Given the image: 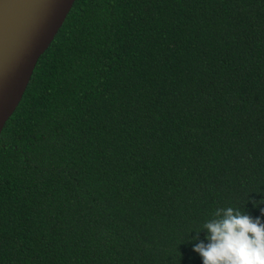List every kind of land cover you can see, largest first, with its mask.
<instances>
[{"label":"trees","instance_id":"16d2710c","mask_svg":"<svg viewBox=\"0 0 264 264\" xmlns=\"http://www.w3.org/2000/svg\"><path fill=\"white\" fill-rule=\"evenodd\" d=\"M261 196L264 0H76L0 134V264H202Z\"/></svg>","mask_w":264,"mask_h":264},{"label":"water","instance_id":"95a60500","mask_svg":"<svg viewBox=\"0 0 264 264\" xmlns=\"http://www.w3.org/2000/svg\"><path fill=\"white\" fill-rule=\"evenodd\" d=\"M75 1L18 0L10 44L0 52V134Z\"/></svg>","mask_w":264,"mask_h":264},{"label":"clouds","instance_id":"9594fccd","mask_svg":"<svg viewBox=\"0 0 264 264\" xmlns=\"http://www.w3.org/2000/svg\"><path fill=\"white\" fill-rule=\"evenodd\" d=\"M251 202L260 215L232 206L218 207L198 229L189 231L195 234L187 240L196 241L192 249L202 264H264V196ZM201 230L203 239L198 235Z\"/></svg>","mask_w":264,"mask_h":264},{"label":"bare ground","instance_id":"6f19581e","mask_svg":"<svg viewBox=\"0 0 264 264\" xmlns=\"http://www.w3.org/2000/svg\"><path fill=\"white\" fill-rule=\"evenodd\" d=\"M17 4L18 0H0V52L6 50L10 44Z\"/></svg>","mask_w":264,"mask_h":264}]
</instances>
